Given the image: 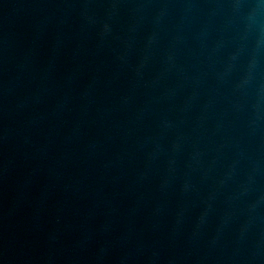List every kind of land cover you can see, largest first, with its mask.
Segmentation results:
<instances>
[{"label":"water","instance_id":"water-1","mask_svg":"<svg viewBox=\"0 0 264 264\" xmlns=\"http://www.w3.org/2000/svg\"><path fill=\"white\" fill-rule=\"evenodd\" d=\"M0 264H264V0H0Z\"/></svg>","mask_w":264,"mask_h":264}]
</instances>
